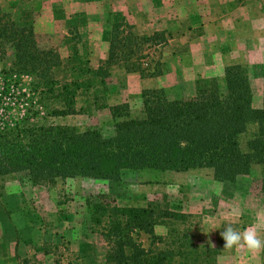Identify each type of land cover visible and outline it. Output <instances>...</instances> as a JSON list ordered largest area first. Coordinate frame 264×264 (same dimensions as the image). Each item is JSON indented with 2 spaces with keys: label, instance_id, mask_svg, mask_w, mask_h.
<instances>
[{
  "label": "rangeland",
  "instance_id": "obj_1",
  "mask_svg": "<svg viewBox=\"0 0 264 264\" xmlns=\"http://www.w3.org/2000/svg\"><path fill=\"white\" fill-rule=\"evenodd\" d=\"M50 1L41 0L42 13L51 9L47 8ZM80 1L95 4L97 19L101 18V11L109 13L112 4L118 6L119 1L124 2L125 10L122 18L115 22H111V11L109 20L105 17L106 24L102 26L101 20L81 26L63 24L58 16L49 22L50 18L42 17L37 8L28 5L29 1L21 2L16 9L11 8V13L1 5L0 15L33 22L41 48H50L59 54L62 64L57 69V77L62 81L89 78L84 66L81 72L79 69L67 71L68 63L79 67L87 61L92 69L100 65L109 50L105 31L111 34L116 22L124 24V35L134 37L133 48L138 49L136 56L110 68V76L105 79L106 95L102 94L99 84L89 91L82 88L75 106L82 112L62 116L51 112L61 109L63 104L54 102L50 94L39 88L34 76L17 75L9 70L8 53L7 58H0V129L5 124L8 127L53 124L73 127L80 132L97 129L104 137H111L114 127L110 111L96 108L92 95H97L98 106L127 103L131 116L139 118L143 112L141 94L144 90H164L172 98L194 96L197 83L201 81L215 79L222 88L224 69L232 65L247 71L252 107L261 108L264 0ZM17 19L13 21H21ZM80 28L85 30V35L97 32L99 36L83 40ZM82 43L93 44L90 51H96L97 55L92 57L91 53H84ZM156 63L161 74L144 76ZM131 65L141 68L144 75L126 72V66ZM93 82L97 84L98 80L93 79ZM259 177L257 166L235 183L215 181L207 169L163 174L124 172L120 181L76 177L59 179L54 185L37 186L16 175H8L0 181V263L4 260L5 264H12L9 261L13 251L17 259L13 264L102 262L97 248L101 242L83 230V223L88 219L85 199L104 193L111 195L120 207H145L156 202L160 207L185 215V225L195 244L217 251L215 264H264V250L252 253L246 249H224L220 235L229 225L237 230L254 225L264 238V196L253 189ZM168 230L167 224L158 225L155 234L164 237ZM133 238L145 248L150 246V237L143 231L135 230Z\"/></svg>",
  "mask_w": 264,
  "mask_h": 264
},
{
  "label": "trees",
  "instance_id": "obj_2",
  "mask_svg": "<svg viewBox=\"0 0 264 264\" xmlns=\"http://www.w3.org/2000/svg\"><path fill=\"white\" fill-rule=\"evenodd\" d=\"M124 34L122 22L113 24L107 57L96 69L87 66V61L79 67L68 63L67 71L81 72L84 66L89 78L62 81L57 77L62 64L59 54L41 48L33 22H15L2 14L0 58H7L9 53L11 72L34 76L39 88L54 102L63 104L52 114L72 115L82 112L75 108L80 89L89 91L99 84L106 95L105 79L110 76V68L136 56L134 37ZM125 70L144 75L134 65ZM160 74L156 63L144 76ZM223 81L222 88L215 79L201 81L194 96L179 98L170 97L164 90H144L139 118L131 116L127 103L98 106L94 94L95 107L110 111L114 134L107 138L97 129L80 132L53 124L8 127L4 123L0 129V181L16 175L37 186L76 177L120 181L124 172L163 174L207 169L215 181L235 183L257 166L260 177L255 179L253 189L264 196V97L261 108L252 107L248 73L239 65L227 66ZM85 204L88 219L83 230L101 242L97 244L103 259L99 264L216 262L217 251L196 245L185 225L186 216L168 207L156 202L145 207H120L104 193L86 198ZM162 224L169 227L164 237L155 234V227ZM135 230L150 237L148 248L134 240Z\"/></svg>",
  "mask_w": 264,
  "mask_h": 264
},
{
  "label": "crops",
  "instance_id": "obj_3",
  "mask_svg": "<svg viewBox=\"0 0 264 264\" xmlns=\"http://www.w3.org/2000/svg\"><path fill=\"white\" fill-rule=\"evenodd\" d=\"M26 1L31 2L28 5L34 6V8L35 9L37 8V10H39V11L44 8V6H43L44 4L42 5L41 0H0V6L2 5L3 10L11 13L12 12L10 10L11 8L16 9V8H18L17 6H19L21 2H26ZM117 3H118V6H115L114 4H112L113 9L112 8H111V10L109 9V13L112 11L111 16H110L111 22L112 21L115 22L118 18H122V16H123L122 11L125 10L124 2L119 1ZM93 5L95 6V4L92 2L83 3L80 0H51L49 4L47 3V8L49 7L51 9H46L43 13L41 12L42 11L41 10L40 15L42 17H44V16L49 17L50 18L49 22H53V17L58 16L57 19H60V17H61L63 24H71L73 26H77V25L81 26V24H84V23H89V24L90 23H97L98 20H101V21H99L101 26H102V24L105 25L106 24V18L109 20V18H108L109 13L107 11L103 10V12L101 11V14H100L101 18L97 19L96 15H95L96 10L93 8ZM4 6H7L8 8L5 9ZM25 6L23 7L24 9H25ZM14 14H16V12H13V15ZM112 18H113V20H112ZM13 19H17V18H13ZM17 20H21V19H17ZM21 21H28V20H21ZM116 23H119V22H116ZM108 24H111V23H107V25ZM104 28H106V27L103 26V29ZM80 30H81V35L83 37V40H85V38H87V37L96 38L95 36L98 34L96 32L95 35L92 34V35L88 36V35L84 34L85 30H83L82 28H80ZM105 34L107 35V37H109V42H110V34L108 35L106 33V31H105ZM98 36H99V34H98ZM98 36H97V38H98ZM81 45H83V43ZM104 45H105V47L107 45L106 39H105ZM92 46H93V44L88 43V44L83 45L82 48L86 50L84 53H91V56L93 57V56H96L97 53H96V51H94V53L92 51H90V50H92ZM108 46H109V43H108ZM105 58H104V60H105ZM97 64H99V62H97ZM16 260L17 259L15 258V253L13 251V258L9 262H11L13 264ZM2 261L3 262L0 264H5L4 263L5 261L4 260H2ZM15 263H17V262H15Z\"/></svg>",
  "mask_w": 264,
  "mask_h": 264
},
{
  "label": "clouds",
  "instance_id": "obj_4",
  "mask_svg": "<svg viewBox=\"0 0 264 264\" xmlns=\"http://www.w3.org/2000/svg\"><path fill=\"white\" fill-rule=\"evenodd\" d=\"M220 235L224 241V249H246L252 253H258L264 250V238H261L260 233L254 225L243 230H237L229 225Z\"/></svg>",
  "mask_w": 264,
  "mask_h": 264
}]
</instances>
